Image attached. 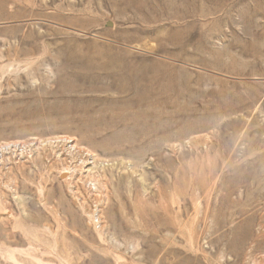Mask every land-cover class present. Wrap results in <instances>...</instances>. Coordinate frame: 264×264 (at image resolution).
<instances>
[{"label": "rangeland", "instance_id": "obj_1", "mask_svg": "<svg viewBox=\"0 0 264 264\" xmlns=\"http://www.w3.org/2000/svg\"><path fill=\"white\" fill-rule=\"evenodd\" d=\"M0 264H264V0H0Z\"/></svg>", "mask_w": 264, "mask_h": 264}, {"label": "bare ground", "instance_id": "obj_2", "mask_svg": "<svg viewBox=\"0 0 264 264\" xmlns=\"http://www.w3.org/2000/svg\"><path fill=\"white\" fill-rule=\"evenodd\" d=\"M188 6H192L191 5V3L190 4H188ZM186 111V110H185ZM188 116L190 115L189 113H186ZM138 116H145V117H150V118H165V117H167L168 115L165 113V112H163V111H160V112H149V113H143V114H141V113H139V115ZM193 116V115H192ZM212 122V121H211ZM205 127V126H204ZM205 129V128H204ZM248 163V162H247ZM216 165V164H215ZM212 166H214V165H212ZM212 168V167H211ZM209 169H210V167H209ZM217 170V168H213L212 170H211V175L213 176L216 172ZM209 173V172H208ZM196 175H198V174H196ZM63 176H65V175H63ZM211 176V177H212ZM203 181V180H202ZM101 214V213H100ZM101 216V215H100Z\"/></svg>", "mask_w": 264, "mask_h": 264}, {"label": "built area", "instance_id": "obj_3", "mask_svg": "<svg viewBox=\"0 0 264 264\" xmlns=\"http://www.w3.org/2000/svg\"><path fill=\"white\" fill-rule=\"evenodd\" d=\"M64 142L66 143V147H67V148H69V149H71V150H76V151L79 150L78 148L75 147L74 144H72V141H71V140H69V139H64ZM81 151H82V150H81ZM83 153H84L85 155H88V153L85 152V151H84ZM93 222H94V224H95L96 227L99 226L98 218H97V217H95V218L93 219Z\"/></svg>", "mask_w": 264, "mask_h": 264}]
</instances>
